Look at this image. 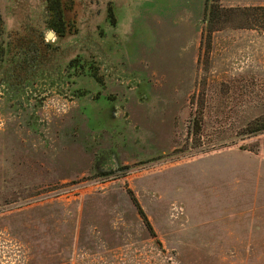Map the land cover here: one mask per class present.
<instances>
[{
	"label": "rangeland",
	"instance_id": "obj_1",
	"mask_svg": "<svg viewBox=\"0 0 264 264\" xmlns=\"http://www.w3.org/2000/svg\"><path fill=\"white\" fill-rule=\"evenodd\" d=\"M210 3L0 0V264H264V28Z\"/></svg>",
	"mask_w": 264,
	"mask_h": 264
},
{
	"label": "trees",
	"instance_id": "obj_2",
	"mask_svg": "<svg viewBox=\"0 0 264 264\" xmlns=\"http://www.w3.org/2000/svg\"><path fill=\"white\" fill-rule=\"evenodd\" d=\"M63 0H47L48 2V9L55 13L54 16H50V20L54 22L52 29L59 35H64L67 31L73 34V31L76 30V28L73 27L72 31V25L73 23H67L66 19L63 15L62 9H61V2ZM211 1V0H209ZM110 14V20L112 23H115V15L113 12L112 7L110 6L109 10ZM54 18V21L52 20ZM1 20V18H0ZM206 22L208 24L209 29L215 30V29H222L226 25H230L233 27H245V28H264V6H248V7H230V8H224L220 4V0H212V3L209 4V10L207 14ZM1 44V43H0ZM20 47V48H19ZM0 51L1 55L5 54V48L4 46L0 45ZM9 53L10 56H14V58H11L12 61H25V58L19 57L21 55L22 48L20 45L17 46V51ZM36 51V50H35ZM37 61V60H36ZM75 63V62H74ZM83 67V66H82ZM14 68L10 67L9 71L12 74ZM23 69H26V67H23ZM261 130V129H257Z\"/></svg>",
	"mask_w": 264,
	"mask_h": 264
},
{
	"label": "crops",
	"instance_id": "obj_3",
	"mask_svg": "<svg viewBox=\"0 0 264 264\" xmlns=\"http://www.w3.org/2000/svg\"><path fill=\"white\" fill-rule=\"evenodd\" d=\"M149 2L153 3L154 6L163 3V9H165L166 13L170 12L171 15L165 16L167 18L164 19L166 20L165 22L169 20V24L162 23L165 25V27L179 24V29H190L194 21L200 19L201 16L198 15L204 12L206 0H149ZM180 8L190 9V13L193 14H190L188 17L185 18L176 17V12Z\"/></svg>",
	"mask_w": 264,
	"mask_h": 264
},
{
	"label": "water",
	"instance_id": "obj_4",
	"mask_svg": "<svg viewBox=\"0 0 264 264\" xmlns=\"http://www.w3.org/2000/svg\"><path fill=\"white\" fill-rule=\"evenodd\" d=\"M53 35H55V33H54L53 31H50V32L48 33V38H51Z\"/></svg>",
	"mask_w": 264,
	"mask_h": 264
},
{
	"label": "bare ground",
	"instance_id": "obj_5",
	"mask_svg": "<svg viewBox=\"0 0 264 264\" xmlns=\"http://www.w3.org/2000/svg\"><path fill=\"white\" fill-rule=\"evenodd\" d=\"M54 36V35H53Z\"/></svg>",
	"mask_w": 264,
	"mask_h": 264
}]
</instances>
